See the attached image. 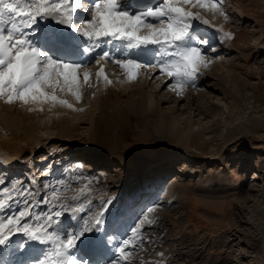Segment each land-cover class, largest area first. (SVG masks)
Listing matches in <instances>:
<instances>
[{
    "label": "rangeland",
    "instance_id": "rangeland-1",
    "mask_svg": "<svg viewBox=\"0 0 264 264\" xmlns=\"http://www.w3.org/2000/svg\"><path fill=\"white\" fill-rule=\"evenodd\" d=\"M214 2L205 0L209 8L186 10L209 22L197 23L196 31L209 41L218 39L211 44L215 52H208V57L220 63V68L209 66L207 74L200 69L196 86L186 87L184 96L177 99L176 91L165 90L173 79L161 76L157 67L152 73L143 72L159 98L171 101L161 105L163 115L138 142L101 144L95 140L91 122L101 101L100 86L94 96L86 90L80 102L66 91L55 93L75 110L51 103L25 106L0 101V179L9 187L12 200L18 201L14 210L25 206L26 197L35 205V223V214H46L51 207V201L47 206L38 204L46 194L51 197V189L45 187L51 185L58 189V200L74 207L82 201L90 208L85 219L95 216L104 201H112L104 228L132 244L143 239L145 249L135 248L138 254L128 258L129 264H264V0H223L216 14L210 8ZM155 3L140 0L136 6ZM222 29L228 32L218 31ZM102 61L106 69H115L124 86L128 84L125 76L120 79L118 66ZM100 65L101 60L80 71L97 80ZM205 78L209 80L203 82ZM196 108L210 113L196 116ZM167 116L174 129L168 128ZM243 122V130H233ZM90 154L107 160L106 165ZM177 155L190 161H174ZM60 180L64 183L59 184ZM154 186L159 188L156 194ZM246 198V217L238 222L233 212ZM180 204L183 208H174ZM0 215L6 217L8 212ZM143 215L153 223L138 224ZM70 223L64 220L65 226ZM158 235L157 248L147 249ZM24 252L15 246L2 248L0 264H17L39 254L25 256ZM89 255L104 262L114 253L99 250L96 256Z\"/></svg>",
    "mask_w": 264,
    "mask_h": 264
},
{
    "label": "snow or ice",
    "instance_id": "snow-or-ice-1",
    "mask_svg": "<svg viewBox=\"0 0 264 264\" xmlns=\"http://www.w3.org/2000/svg\"><path fill=\"white\" fill-rule=\"evenodd\" d=\"M139 2L0 0V101L9 105L51 103L73 108L55 93L66 91L80 102L82 88L91 79V73L80 70L100 60L115 63L129 81L136 79L140 69L157 67L161 76L174 80L165 90L181 94L186 87L196 86L200 69L211 63L208 52H215V48L196 31L197 23L209 22L186 9L209 8V5L205 0H157L155 4L138 8ZM222 5L223 0H216L210 8L218 11ZM80 13L86 15L80 19ZM221 14L227 18L226 13ZM153 49V59L149 61L131 56L130 50L139 54ZM100 77L106 84L111 83L103 67L97 73V82ZM49 88L53 91L49 92ZM0 185H3L0 214L8 212L6 217L0 215V249L15 246L17 251L25 250V256L39 253L17 264H122V261L129 264L128 257L136 245L127 238L117 239L104 228L107 206L112 201H104L100 211L89 220L85 216L91 209L85 208L82 201L75 207L60 201L56 195L58 189L45 185L52 195L46 194L38 204L47 206L51 201V207L46 214L37 212L34 223L35 205L25 197V206L14 210L13 204L18 201L12 200L4 180L0 179ZM65 219L71 221L67 226ZM145 221L153 223L143 215L138 224ZM132 231L135 232V226ZM96 250H109L114 255L104 262L92 260L89 254Z\"/></svg>",
    "mask_w": 264,
    "mask_h": 264
},
{
    "label": "bare ground",
    "instance_id": "bare-ground-1",
    "mask_svg": "<svg viewBox=\"0 0 264 264\" xmlns=\"http://www.w3.org/2000/svg\"><path fill=\"white\" fill-rule=\"evenodd\" d=\"M216 13H219V10L218 11L213 10V14ZM203 25L205 26V24ZM48 26H50L51 28L53 27V25L51 24ZM222 31L223 33L226 34L228 32V29H222ZM201 33L203 35H206L207 31L204 28H201ZM214 39L215 40L210 41V44L219 42L217 38ZM240 48L245 49L244 47L241 46ZM130 51H131V56L136 57L140 61H147V60L149 61L151 58L150 54L152 52L138 54L136 51L133 50ZM209 66H212L213 68H220L221 65L220 63L211 60V63L207 67L201 68L203 73L206 72L207 74V69ZM101 67H103L104 73L108 77V80L111 81V83L106 84L103 77H100L98 82L97 80L91 78L89 85L84 86L82 88V93H85L86 90H89L91 91L92 96H94L97 92L96 86H100L102 88V95L100 96L101 101L98 107L96 108L95 117L91 122L93 128V137L95 138L96 141H98L101 144L110 143V142L126 144L128 141H132V142L140 141L139 139L140 136L148 129L154 127L155 124L163 115V113L161 112V105H163V103L165 102L171 101L165 98H159L158 96L159 94H156L155 91L151 89L150 82L145 80V74L143 72L152 73L155 67H146L140 69L136 79L133 81L128 80L127 82L128 84L126 86H124L123 82H121L115 76L114 73L115 69L114 68L106 69L105 63L102 60H101V65L97 70V73L100 71ZM116 71L121 76L120 79L123 76H125V78L128 79L124 71L120 67ZM206 80H209V78H205L203 82H205ZM258 87H261V84H259ZM183 93L184 92H182L178 96L177 94H174V96L176 99L182 98L184 96ZM192 99L195 100V97L193 96ZM170 112L171 114H176V112L173 110ZM209 113L210 111L207 109L206 110L205 109L198 110L197 108L194 109V114L196 116H199L201 114L208 115ZM167 119H168V123L170 124V125L168 124L169 125L168 128L174 129L175 126L172 123V119L168 116ZM243 123L236 125L235 127H237L238 129L234 128L233 130L234 131H237L239 129L243 130L245 128V123L244 124ZM88 156H90L95 160H98V162H103L104 165H106L105 163H107V160L99 159L95 154H90ZM174 157H175L173 159L174 161L176 160L190 161L187 157L185 158L184 156L177 155ZM147 170L148 167L146 171ZM158 189L159 188H156V186H154L152 192L156 194L158 192ZM176 194L177 193H175L171 197L176 196ZM157 198L158 196H156V200ZM248 203H249V199L246 198L242 200L239 206L237 207L236 211L233 212V215H235V217L238 219V222L243 221L244 217H246L245 215H246V210L248 208L247 207ZM167 205L168 207L170 206L169 203H167ZM176 207L183 208V204L177 205L174 208ZM170 218H172V216H170ZM170 221L172 222L173 225L176 224L174 220L172 221L171 219ZM262 232H264V228ZM159 237L160 235H158L157 239L152 240L148 244L147 249L155 250L160 242ZM142 243L135 244L138 251L145 249ZM205 249L206 248H204L203 251ZM91 253L92 256H96L99 253V250L93 251ZM137 254L138 252H133L130 257L134 258ZM146 259L147 258L143 256L141 260L144 261Z\"/></svg>",
    "mask_w": 264,
    "mask_h": 264
}]
</instances>
